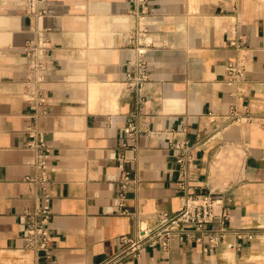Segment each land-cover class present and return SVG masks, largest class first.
Segmentation results:
<instances>
[{
  "label": "crops",
  "instance_id": "1",
  "mask_svg": "<svg viewBox=\"0 0 264 264\" xmlns=\"http://www.w3.org/2000/svg\"><path fill=\"white\" fill-rule=\"evenodd\" d=\"M50 1L39 17L0 0V264H102L191 193L231 198L207 226L216 241L190 231L116 264H264V0H151L149 22L129 0ZM46 28L35 105L24 46ZM138 46L150 76L134 92ZM231 61L245 65L236 79ZM46 205L50 257L24 234V213Z\"/></svg>",
  "mask_w": 264,
  "mask_h": 264
},
{
  "label": "built area",
  "instance_id": "2",
  "mask_svg": "<svg viewBox=\"0 0 264 264\" xmlns=\"http://www.w3.org/2000/svg\"><path fill=\"white\" fill-rule=\"evenodd\" d=\"M133 6L130 14L136 17L139 22H149L151 12V0H129ZM50 0H26L24 7L27 12L36 16H47L49 14ZM50 28L40 30L35 40H28L24 46L26 56L30 59V69L32 75L27 84L29 88L28 98L35 105H43L48 101L42 83L46 79L49 71L47 61L48 51L51 48V39L48 35ZM145 32L146 30H142ZM246 40L243 38L232 41V44L244 49ZM138 59L134 62L135 70L127 74L126 84L130 91L141 92L149 80V62L146 58V49L143 46L137 48ZM231 79L242 76L245 72L243 62L231 61L228 65ZM126 132L136 139V130L134 126H129ZM38 146L44 147L42 141ZM190 154L189 146L184 145L183 153L179 159L182 163L185 175L184 164L186 157ZM130 181L128 174L122 178L123 187ZM231 198L226 194L216 193H191L186 196L181 208L175 213L165 212L160 216V223L157 226H149L143 221L138 223V228L131 235L122 236V246L120 250L111 258L102 264H116L121 259L128 256H139L145 246H162L169 249L171 241L176 237H183L190 231H200L204 234L214 235L212 241H216L214 230L207 228L209 224L215 223L218 218H228V202ZM123 206L124 202L121 201ZM51 207L39 206L34 211L24 213V234L27 240L26 248L36 251H44L47 256H51ZM225 227L220 228L224 231Z\"/></svg>",
  "mask_w": 264,
  "mask_h": 264
}]
</instances>
